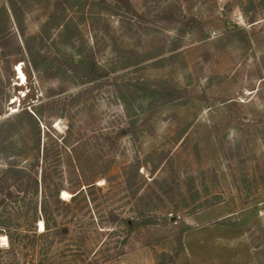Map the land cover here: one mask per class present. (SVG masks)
<instances>
[{
    "label": "rangeland",
    "instance_id": "1",
    "mask_svg": "<svg viewBox=\"0 0 264 264\" xmlns=\"http://www.w3.org/2000/svg\"><path fill=\"white\" fill-rule=\"evenodd\" d=\"M16 1L22 23L11 0H0V119L45 103L43 140L44 124L59 137L70 117L78 129L59 149L63 185L78 178L99 187L70 224L87 235L81 249L67 238L51 250L72 245L85 264H118L119 256L99 257L135 249L128 264H264V0ZM95 69L185 93L155 106L136 98L133 126L110 85L84 109L66 105L59 116L47 108L68 103ZM109 209L123 219L141 211L153 223L118 247L124 223L98 226ZM39 246L10 247L1 232L0 264H62Z\"/></svg>",
    "mask_w": 264,
    "mask_h": 264
},
{
    "label": "trees",
    "instance_id": "2",
    "mask_svg": "<svg viewBox=\"0 0 264 264\" xmlns=\"http://www.w3.org/2000/svg\"><path fill=\"white\" fill-rule=\"evenodd\" d=\"M4 12L6 10L3 7L2 13ZM2 35L3 32L0 29V36ZM111 74L112 71L108 69H95L90 75L80 79V89L76 94L70 95L68 103L54 99L47 103V108L55 110L56 113L54 114H60L59 116H63L66 105L84 109L90 102L93 92L110 85L113 87L115 98L122 105L124 115L129 118L131 126H133L132 121L135 110H133L132 102L136 98L146 99L149 106H155V104L163 105L174 102L176 99L183 97L182 94L185 93L183 89L177 88L168 81L143 79L117 81L116 77L109 76ZM44 104H39L38 108L34 106L32 108L33 113L22 108L13 117L0 119V234L4 232L10 247L18 246L22 244L24 239H27L31 248H35L37 244H40L39 249L46 259L53 260L56 255H60L62 264H85L87 262L84 259H79L76 256L75 249L70 247L72 245L68 246L69 249L64 250H51V248L54 240L63 241L69 238L77 243L76 250L81 249L87 235L80 234L75 230L73 234L70 224L76 218L77 211L87 206L85 199L93 194L94 188L99 187L90 182L82 188L78 178L75 180L69 179L70 188L66 189L64 187L62 174L60 173L61 158L59 149L61 145L65 147L68 144V138L78 128L75 129L72 119L67 117L69 119L65 125L64 134H60L59 137H52V135H49L50 127L44 124L47 132L45 133V139L42 140L39 116L42 115ZM138 108L141 112L143 111L141 105ZM127 132L128 129H119L121 135ZM26 134L27 140L25 139ZM71 167L72 172L75 173L76 165L72 164ZM61 190L70 194L68 199L60 197ZM39 191L41 197L38 201ZM50 200L54 205L55 214L49 206ZM82 201L85 202L83 205H81ZM59 205L62 207H59ZM58 215L63 216L65 220L61 225H57L55 221V216ZM152 220V217L146 216L141 211L135 219L134 217L123 219L114 210L109 209L105 216L101 217L98 226L103 228L124 223L123 238L119 242V247L125 244L128 236L138 226L152 224ZM38 221L43 223L41 232H37ZM48 253L49 257H46ZM95 254L96 251L93 256ZM121 254L119 250L113 255L104 253L100 255L99 260L106 261L117 258ZM68 256H71V258H68Z\"/></svg>",
    "mask_w": 264,
    "mask_h": 264
},
{
    "label": "crops",
    "instance_id": "3",
    "mask_svg": "<svg viewBox=\"0 0 264 264\" xmlns=\"http://www.w3.org/2000/svg\"><path fill=\"white\" fill-rule=\"evenodd\" d=\"M11 2H12L11 3L12 4L11 5V10H12L13 18H15L16 23H22V19L19 16L20 14H18L20 12L19 9H21L20 6L17 4L18 1L11 0ZM59 5H61V4L59 3ZM60 7H62V6H60ZM61 9L64 10V7L61 8ZM139 256H140L139 249H135V250L123 252V254H121L119 256V258L117 260H115V262H117L118 264H122V263L128 264L131 259L136 258V257L138 258ZM136 264H140V263L137 262Z\"/></svg>",
    "mask_w": 264,
    "mask_h": 264
},
{
    "label": "bare ground",
    "instance_id": "4",
    "mask_svg": "<svg viewBox=\"0 0 264 264\" xmlns=\"http://www.w3.org/2000/svg\"><path fill=\"white\" fill-rule=\"evenodd\" d=\"M16 69H17V73H18V75H19L18 78H19L21 81H23V80H24V74H23L22 71H21L20 65H17Z\"/></svg>",
    "mask_w": 264,
    "mask_h": 264
}]
</instances>
